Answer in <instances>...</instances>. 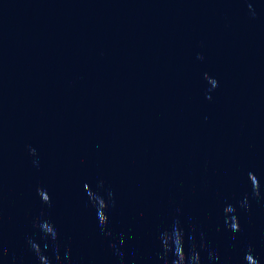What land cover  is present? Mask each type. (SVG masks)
I'll list each match as a JSON object with an SVG mask.
<instances>
[{"label": "water", "instance_id": "95a60500", "mask_svg": "<svg viewBox=\"0 0 264 264\" xmlns=\"http://www.w3.org/2000/svg\"><path fill=\"white\" fill-rule=\"evenodd\" d=\"M44 220L58 264H166L177 221L203 264H264V0H0V264L51 256Z\"/></svg>", "mask_w": 264, "mask_h": 264}, {"label": "clouds", "instance_id": "9594fccd", "mask_svg": "<svg viewBox=\"0 0 264 264\" xmlns=\"http://www.w3.org/2000/svg\"><path fill=\"white\" fill-rule=\"evenodd\" d=\"M249 183L251 185V196L254 198L261 197V182L260 178L255 174V172L248 173ZM104 182L101 181L99 184L100 188H103ZM84 190L92 202V204L97 209V220L102 229L106 228L109 222L108 209L110 207L109 201L113 197V193L109 190L107 193L108 199H105L104 196L100 195L97 191H95L91 184L85 183ZM38 195L42 198V201L47 204H51V196L45 189H38ZM241 207L249 208L250 201L249 197L246 195L241 201ZM225 213V224L228 229L234 233L241 231V225L239 221V217L235 214L236 208L232 204H228L224 208ZM40 231L44 234V239L50 240L53 242L51 245L52 255H48V251L50 245L45 243L43 247H41L40 243H38L34 239H29L28 244L30 245L33 253L36 256L38 264H58L61 261L60 250L58 245L54 242L58 240V232L56 226L50 221L44 220L40 221L37 225ZM111 235L110 232L107 233ZM203 237V234H201ZM235 239V237H233ZM189 240L192 241L190 247L186 250V241H185V233L184 230L179 226V221L173 226L171 231H166L162 233V244L164 248V254L162 255V259H165L167 264V254H172L171 264H203V258L201 257L200 248H206L207 245L204 243L198 244L195 241V237H189ZM125 241L120 240V244H124ZM113 249L119 252L117 245L113 243L111 245ZM5 250V255H6ZM121 256H123L122 252H119ZM209 258L214 260H219V256L215 251L209 252ZM65 259L71 258V253H65ZM244 264H260V260L253 254V251L249 249L244 253Z\"/></svg>", "mask_w": 264, "mask_h": 264}]
</instances>
